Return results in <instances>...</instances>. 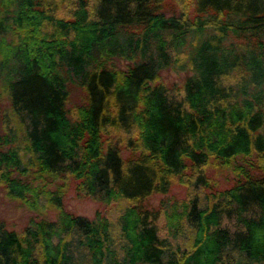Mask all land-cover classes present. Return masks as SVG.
Wrapping results in <instances>:
<instances>
[{"label": "trees", "instance_id": "16d2710c", "mask_svg": "<svg viewBox=\"0 0 264 264\" xmlns=\"http://www.w3.org/2000/svg\"><path fill=\"white\" fill-rule=\"evenodd\" d=\"M0 96V264H264V0H0Z\"/></svg>", "mask_w": 264, "mask_h": 264}, {"label": "rangeland", "instance_id": "374dc122", "mask_svg": "<svg viewBox=\"0 0 264 264\" xmlns=\"http://www.w3.org/2000/svg\"><path fill=\"white\" fill-rule=\"evenodd\" d=\"M161 78L167 83L174 81L181 82L186 74L185 69L176 67L164 68L161 72ZM1 98V96H0ZM185 186L179 182L173 183L169 193H176L178 196L183 195ZM162 193H155L149 199L150 203L155 204ZM65 206L77 213L92 215L96 208L105 210L113 214L122 205L119 202L103 203L99 200L80 196L75 193L74 188L70 186L64 196ZM32 211L18 200L8 196L4 189L0 186V222L6 227L19 228L28 221Z\"/></svg>", "mask_w": 264, "mask_h": 264}]
</instances>
